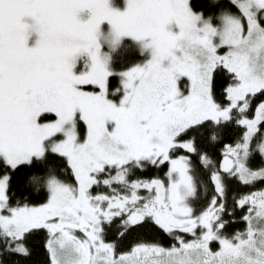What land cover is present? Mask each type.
<instances>
[{
  "label": "snow or ice",
  "instance_id": "snow-or-ice-1",
  "mask_svg": "<svg viewBox=\"0 0 264 264\" xmlns=\"http://www.w3.org/2000/svg\"><path fill=\"white\" fill-rule=\"evenodd\" d=\"M0 264H264V0H0Z\"/></svg>",
  "mask_w": 264,
  "mask_h": 264
},
{
  "label": "flooded vegetation",
  "instance_id": "flooded-vegetation-1",
  "mask_svg": "<svg viewBox=\"0 0 264 264\" xmlns=\"http://www.w3.org/2000/svg\"><path fill=\"white\" fill-rule=\"evenodd\" d=\"M156 174L162 175V171L156 168H152L150 171L144 173V175H156Z\"/></svg>",
  "mask_w": 264,
  "mask_h": 264
},
{
  "label": "trees",
  "instance_id": "trees-1",
  "mask_svg": "<svg viewBox=\"0 0 264 264\" xmlns=\"http://www.w3.org/2000/svg\"><path fill=\"white\" fill-rule=\"evenodd\" d=\"M125 55L127 56V55H129V53H125ZM133 58H135V59H140L141 58V56H140V54L138 53V52H133V53H131L130 54ZM113 86H115V81H113Z\"/></svg>",
  "mask_w": 264,
  "mask_h": 264
}]
</instances>
